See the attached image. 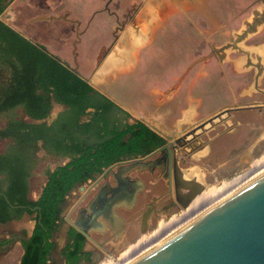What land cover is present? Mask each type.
Returning a JSON list of instances; mask_svg holds the SVG:
<instances>
[{"label":"crops","instance_id":"0c3cea01","mask_svg":"<svg viewBox=\"0 0 264 264\" xmlns=\"http://www.w3.org/2000/svg\"><path fill=\"white\" fill-rule=\"evenodd\" d=\"M50 1L47 4L48 9L42 13L24 18V22L30 24L44 20L49 28V34L45 38H39L38 34H32L29 28L18 27L13 22L14 12H19L26 5V0L10 2L6 8L8 9L6 16L13 24L8 20L6 22L33 42L44 45L46 50L64 66L75 68L95 90L126 110L129 113L128 121L132 122L142 116L159 122L168 130L187 119L193 124L214 108L215 103L213 106L208 104L200 88L211 82L217 76L215 73L217 71L212 70L207 77L200 76L195 64L189 69L188 63L192 61L191 59L210 39L217 46L222 31L244 28V23H248L252 14H264L263 0ZM208 31L210 34H206ZM201 32L203 39L197 46L195 39L199 41ZM252 50L249 49V53ZM228 54L224 51L218 53V58L222 64L224 63L227 72L228 67L225 63ZM225 55L227 60L222 59ZM228 81L233 85L231 79ZM208 87L211 88V85ZM41 91L42 89L39 90L40 93ZM48 94L51 96V111L47 121L50 122L59 111L66 109L67 105L58 102L53 97L52 90H49ZM207 95L209 98V94ZM18 109L23 110L22 107ZM87 110H92V107H88ZM22 114L23 119L32 120L26 113ZM258 115L257 112L239 110L226 120L207 123L210 135L217 131L215 137L207 140L201 133L202 129L199 133L196 132L198 136L192 139L201 147L193 151V157L203 158L207 155L213 158L222 157L221 152L229 151L236 144L235 141L247 134L246 121L255 119ZM87 118L88 114L82 115V119ZM225 126H233V129H236L235 133L217 134ZM248 144L247 142L246 145ZM43 151L46 153L44 149ZM61 158L67 160L66 156ZM157 172L141 171L140 174H135L145 182L144 191L137 194L138 198L144 199L150 195L155 197L160 193L158 190L161 188L157 179L161 172L159 171V174ZM161 182L166 184L162 179ZM117 211L121 226L115 233H132L134 218L131 215V218L127 217L126 213H129L127 210ZM23 217L25 213L21 218L11 221ZM5 223L7 222L0 224ZM162 223L163 221L158 227ZM21 231L25 233L24 228H21ZM1 233H6L4 236L1 234V238H8L9 231ZM18 235L17 239L20 240L21 236ZM144 238L134 242L117 260L123 258Z\"/></svg>","mask_w":264,"mask_h":264},{"label":"trees","instance_id":"16d2710c","mask_svg":"<svg viewBox=\"0 0 264 264\" xmlns=\"http://www.w3.org/2000/svg\"><path fill=\"white\" fill-rule=\"evenodd\" d=\"M11 1L0 0V138L6 139L0 150V223L33 214L30 234L20 239L18 264H60L50 254L70 190L117 160L148 153L164 139L141 120L128 121L126 110L6 22L1 15ZM49 90L67 105L50 122ZM23 112L32 120L23 119ZM84 114L87 119H82ZM39 148L67 160L45 168L46 179L33 198L30 177ZM71 237L73 242L62 249L66 261L61 264H78L90 253L82 249V234L71 229ZM9 240L0 238V248Z\"/></svg>","mask_w":264,"mask_h":264},{"label":"water","instance_id":"95a60500","mask_svg":"<svg viewBox=\"0 0 264 264\" xmlns=\"http://www.w3.org/2000/svg\"><path fill=\"white\" fill-rule=\"evenodd\" d=\"M263 23L262 17L249 24L242 36L256 32ZM234 43L227 42L221 47L228 48ZM253 50L256 54L259 50L264 51V43L254 46ZM246 52L249 54V49ZM73 70L76 71L75 68ZM211 118L202 121L199 126L208 123ZM139 120L164 136L167 142L147 154L109 164L93 180L90 187L102 181L100 188H106L95 195V198H107L100 207L104 211L100 215L103 219L109 220L112 216L120 219L114 207L120 204L130 207L134 204L136 194L144 186V180L131 177L130 173L154 166L156 159L148 157L158 151L165 150V154L159 156L161 161L164 156L167 157L165 177L171 196L169 206L186 207L204 190L203 183L182 175L176 156V151L180 147L184 149L188 140L197 134L198 127L194 126L180 135V131L168 130L155 120L142 116H139ZM109 174L113 178L112 183L108 179ZM104 191L110 192V195L106 196ZM98 216L97 213L92 214L89 221L103 225ZM148 216L149 211L142 216L140 233L147 229ZM77 229L92 239L90 226H77ZM127 264H264V170L205 207L186 224Z\"/></svg>","mask_w":264,"mask_h":264},{"label":"flooded vegetation","instance_id":"af4514ba","mask_svg":"<svg viewBox=\"0 0 264 264\" xmlns=\"http://www.w3.org/2000/svg\"><path fill=\"white\" fill-rule=\"evenodd\" d=\"M262 17L264 18V14H257V15L252 14L248 23L251 24L256 20L258 21ZM248 23L247 24L244 23L245 27L241 28V29L237 28V29L230 30L228 32L222 31V33H220L221 34V40L219 41L220 43L217 46L214 45L213 42H211L213 40L210 39L209 42L207 41L206 44L201 48V51L198 52V54H196L191 59L192 61H190V63H188L189 69L195 64V67L197 68V72L200 76L207 77L208 75H210V73H212V70L217 71L215 73L217 74L218 79L222 80V81L224 79L225 82L227 83V85L224 84L226 86L225 90L222 91L221 87H220L219 91L227 92V93H226V96L220 97L219 102H218V100L214 102L215 103L214 108L211 109L210 112L207 115H205L202 119H200L198 121L195 120V122L193 124H191L192 121H187L188 120L187 119L184 122H180L177 126H175L172 129L175 131H180V135H181V133L183 134V133L189 131L190 129H192V127L197 126L198 127L197 128L198 133L202 129L201 133H203V135L207 138V140H209V139L211 140L215 137V134L217 131L215 130V132L210 135L208 133V129L206 127L207 123L202 125V126H199V124L202 121L206 120L207 118H211L212 116L213 117L211 118V120L209 122H211V121L213 122L215 120L223 121V120H226V119L232 117L234 112H237L239 110L248 111L250 113H251V111H253L255 113L257 112L259 115L255 119H250V120L246 121V124L248 126V131H247V134L245 135L246 137L244 136V138L246 139L245 141H247L249 144L246 145L245 150L243 151L244 153L243 152L241 153V157H246L249 154V152H252L255 149H260V148H262L261 150L264 149V147L262 145V143L264 144V134H263V132H264V85L258 83V82H260V80L261 81L264 80V66H263V62H262L264 60V51L259 50L257 54L255 52H253V50L249 54H248V52H246V49H249V47H247V46H250L253 49V46L260 44V42L262 43L261 40L256 41V42H248L246 40L247 38L243 37L242 36L243 34H241V32L240 33L238 32V29L244 30L247 27H249ZM234 32H235V35H233ZM254 33H252L251 35H254ZM206 34H210V32L208 31ZM258 34L260 35V32ZM258 34L254 35V36H258ZM201 36L203 37V32H201L200 37ZM232 41L235 42L232 46H229L228 48H222V47L218 48V46L220 44H222V42H224V44H225L227 42H232ZM198 42H200V40ZM198 42H197V44H198ZM243 45L246 46L247 48L243 47ZM251 45H253V46H251ZM232 48H235L236 50L238 49L237 52L230 53V51H228V49H232ZM244 48H246V49H244ZM221 51H224L225 54L229 53L228 54V60L226 59V55L222 57V59L225 58L227 60L226 63H227L229 73L227 71H225L226 68H224L225 67L224 64H222V61H220L218 58V53ZM250 54L254 56L253 59H250ZM250 64L254 65V67L252 66L253 67V75H252V80L250 83L246 84L241 79V77L237 78L236 76H231L232 71H234L233 70L234 68L237 70V69L245 68L246 66H248ZM229 79H231V81L235 80V83L233 85H230L229 81H228ZM258 92L261 93V95H262L259 98L254 95ZM250 95H251V97H249ZM221 98H223V99L221 100ZM217 99H218V97H217ZM233 120H234V118H233ZM235 131H236V129H233V126H225V127H223V129L219 130V132L217 134H220L221 132L235 133ZM250 132L252 133L251 136H250ZM198 133L195 134L192 138H194V137L196 138L198 136ZM249 136H250V139H249ZM162 137H163L164 141L160 145L167 142V139L164 136H162ZM208 137H210V138H208ZM192 138H190L187 143H189L188 146H191L193 148L192 151H194L196 148L201 147V146H199L200 144L196 145V142H194L193 141L194 139H192ZM159 146H157V147H159ZM154 149H152L151 151H153ZM182 150L185 152V150L182 147H180V150L176 151L177 162H178L179 166H180V162L183 160L179 159L180 155H178V153H179V151L183 152ZM151 151H149V152H151ZM162 154H165V150L161 151V152L158 151L156 153L151 154L148 158L149 159H156L154 161V166L151 165V167H149L148 169H146L144 171L152 173L154 170H157L158 174H159V171L161 172V174L159 176L161 177L160 179L164 180L166 183L165 187H166L167 191H165V194H167V195L169 194V198L166 201L161 202L159 204H156L154 201H152V198L148 202L145 201L143 208L139 213V225H138L139 229H140V226L142 223V216L144 215V213H146V211L147 212L149 211V216H151L153 214H158V216H160L161 213L167 211L170 207L177 206V205L169 206V204H168V203H171V196H170V192H169L168 181H167V178L165 177L166 169H167L166 168L167 167V165H166L167 164V161H166L167 157L164 156V159L161 161L159 156ZM157 159H159V162L157 161ZM157 162H158V165H156ZM130 176L135 177L136 175L130 173ZM95 178L91 179V183L93 182V180ZM108 178H110V181L112 183L113 178L110 174L108 175ZM88 180H90V179H88ZM91 183L87 184L85 181L83 183L77 184L78 191H79L77 196L70 197L71 191L75 186L66 195V200L64 203L65 206H64L63 211L61 213V217L58 220L57 230L54 232V236H53V239L56 243V246L51 251V254H50L51 258L53 260H55L57 263L61 264V263H64L66 261L65 255L62 253V249L64 248V246L66 244L72 243L74 240V238L71 237V229H73L74 232H78V233L82 234L77 229V226H81V227L90 226L89 232L92 236V239H88L84 234H82L85 237L84 245H83L82 249L84 251H89L90 253L88 256H82L79 259L78 263H80V262L90 263L91 261L96 260L98 257L102 256L103 254L109 255V253L113 252L114 249H116L118 247V244L122 242V240H123L122 237L127 234V233H115L116 230H120V226H121L120 223L121 222L119 221V219H115L112 216V218L108 220V219H103L100 216L101 213L104 212L103 210L101 211L100 207H102L101 205L103 204V201L107 198L106 197L105 198H103V197L95 198L96 197L95 195H96V193H99L100 190L102 191V190H105L106 188L105 187H103L102 189L100 188V184L103 183L102 181H100L98 185H95L93 187H90ZM105 192H106V196L110 195V192L104 191V193ZM137 194H136V200L131 207L135 206V204L137 203V200H138ZM159 194H157V196H160ZM69 199L71 202L69 201ZM118 206L124 208L127 211L128 210L130 211V208H131L125 204H120ZM114 209L118 213L117 206H115ZM94 213L99 214V216H98L99 220H101L104 223L103 225L98 224V223H92L89 221L90 216ZM161 219H162V216L160 217V220ZM62 226H64L63 229H62ZM61 230L63 233L62 234L63 240H62V243L59 245L58 237H59ZM140 235H141V233H140ZM20 236H21L20 239L22 237H24V233H21ZM88 241H90V243H91L90 248L85 247V244ZM129 255H130V253H129Z\"/></svg>","mask_w":264,"mask_h":264},{"label":"rangeland","instance_id":"374dc122","mask_svg":"<svg viewBox=\"0 0 264 264\" xmlns=\"http://www.w3.org/2000/svg\"><path fill=\"white\" fill-rule=\"evenodd\" d=\"M27 3L20 9L19 12H14V23L19 27L22 26L23 28L30 29V32L32 34H35L39 36V38H45L49 34V28L47 27L46 23L44 20L36 21L33 24H30V22H24V18L27 16H33L37 13H42V11H45V9H48V5L51 1L50 0H26ZM57 3V1H56ZM6 11L3 12L1 17L6 21H11V19L6 16ZM11 21V23L13 24ZM14 24V25H15ZM238 32L241 34L243 33V30H239ZM257 32V33H256ZM254 33V35L258 34L260 32V35L254 36V35H249L246 36V40L248 42H256V41H262L264 43V23L260 24V28ZM235 35V32L233 33ZM199 40H202V36L199 37ZM196 45L198 40H195ZM241 43V42H240ZM222 44L218 46L220 48ZM261 44V42H260ZM243 47H246L243 45ZM247 48V47H246ZM244 48V49H246ZM250 49V48H249ZM238 50V49H237ZM235 48L228 49L230 53L237 52ZM254 56L250 54V59H253ZM224 62V61H223ZM263 66H264V60ZM224 64V63H223ZM227 65V63H225ZM254 65L250 64L246 66L245 68L241 69H233L231 76H236L237 78L241 77V79L247 84L250 83L252 80V75H253V67ZM234 72V73H233ZM222 82V84L220 83ZM233 84L235 83V80H232ZM239 83V82H238ZM262 85H264V80H260L258 82ZM227 83L225 80H219L218 77H214L211 82L208 84L203 85L200 90L202 94L206 97V101L208 104L213 106L214 102L218 100L220 101V97L226 96L227 92H221L219 91V88L221 87V90L224 91ZM240 84V83H239ZM238 84V85H239ZM208 85H211V88L208 87ZM259 85V84H258ZM211 89V91H210ZM132 91V90H131ZM210 91V93H209ZM209 94V98L207 97ZM256 97H261V93H256L254 94ZM218 97V99H217ZM251 97V95L249 96ZM223 98H221L222 100ZM256 123V122H255ZM4 124V118L0 117V126ZM252 129V128H251ZM240 130V128H239ZM250 132V136H251ZM249 136V139H250ZM243 138H239L234 145L229 151L226 152H221L222 157L220 158H213L209 157L208 155L203 158H194L193 157V151L192 147L188 146V144H185L184 150L185 152H180L178 155H180V160L182 159L183 161L180 162V171L182 172V175L186 178H192L195 181H198L200 183H203L205 185V191H207L205 197L199 201V203L196 205V207L190 212L194 213L199 210L200 207H202L205 202H207L209 199L214 197L215 195H218L222 190L225 191L224 189L231 188L232 185L233 187H236L240 185L242 182L246 181L247 179L253 177L257 173H259L263 168H264V149H255L252 152H249V154L246 157H241V153L245 150L247 141H243ZM240 141H243L240 143ZM6 142V139L0 138V150L4 147ZM263 147L264 144L262 143ZM244 153V152H243ZM252 153V154H251ZM229 154V155H228ZM37 155L39 156V159L36 163V165L33 168V173L30 177V184H31V196L32 197H37L39 190L41 188V185L43 184V181L46 178L45 175V168L46 167H54L56 164L62 162L65 160V158H58L53 155H47L44 153L42 148H39L37 151ZM191 155V156H190ZM141 172H138L137 170L132 171L131 174H140ZM138 177V176H135ZM158 185H160V188L158 191L160 192V196H155L150 195L147 196L144 199L138 198L137 203L135 206L130 208L129 213L127 214V217L129 218H134V224L132 227V233H127L123 241L118 244V247L114 249L113 252H110L109 255L103 254L102 256L98 257L96 260L91 261L90 263H78V264H122L124 259L128 256L129 259L139 250L142 249L145 245V243H149L152 240L151 239H156V237H160L167 228L174 227L175 224L177 225L181 220L187 218L190 213L184 212L186 208L181 207V206H175V207H170L167 211L161 213L160 216L158 214H153L148 217V225L146 232L144 233V236L140 235V229L138 227L139 225V213L143 208V205L145 201H149L152 198V201H154L156 204H159L161 202L166 201L169 198V194H165V191H167L166 187L164 184L161 182V177L158 176ZM110 179V178H108ZM148 180V179H145ZM86 183H91V179L87 180ZM238 183V185H237ZM235 184V185H234ZM145 186V182H144ZM144 186L143 188L138 192V194L142 191H144ZM166 189V190H165ZM79 193L77 185L72 189L71 195L72 196H77ZM202 193V192H201ZM201 198V197H200ZM199 199V198H198ZM197 199V200H198ZM70 201V199H69ZM71 202V201H70ZM117 210H125L124 208L117 206ZM184 212V213H183ZM129 214V215H128ZM164 214V215H163ZM131 215V217H130ZM162 216V219L160 220V217ZM162 225L158 227L159 223L162 222ZM165 221V222H164ZM34 224V218L32 214H27L25 213V217H23L20 220L17 221H9L5 224H0V238L1 234L4 236L6 233H1L2 231H9L8 238L10 239L8 243L4 244L3 248L0 249V264H18V260L20 258V255L22 253L23 247L19 239H17L18 234H21V228L25 229V233L28 234L30 232L32 226ZM24 225V227L22 226ZM158 229L153 232L156 228ZM64 226H62V229ZM162 232V233H161ZM62 230L60 231L59 237H58V243L59 245L62 243ZM148 234L146 237L145 235ZM97 235V234H96ZM141 241H139L133 248H131L124 256L123 258L117 260L120 255L129 249L134 242L139 240L140 238H143ZM91 243L90 241L86 242L85 247L90 248ZM143 246V247H142ZM130 253V255H129ZM107 261V262H104Z\"/></svg>","mask_w":264,"mask_h":264},{"label":"bare ground","instance_id":"6f19581e","mask_svg":"<svg viewBox=\"0 0 264 264\" xmlns=\"http://www.w3.org/2000/svg\"><path fill=\"white\" fill-rule=\"evenodd\" d=\"M262 170H264V168ZM237 185H238V183H237ZM236 187H233V185H232L231 188L224 189L225 191L222 190L218 195H215L214 197H212L211 199H209L207 202H205V204L202 207H200L197 212L190 213L196 207V205L198 204V202L205 197V195H206V193H207L208 190L204 193V191H205V187H204V190L202 191V193H200L198 196H196L194 198V200L191 201L190 204H188L186 207H184V208H186V210L184 212H186V214L187 213H190L187 218L181 220L177 225L175 224L174 227L167 228L166 231L160 237H158V238L156 237V239H154V240L151 239L152 241L149 242V243H147V244L145 243L144 247L142 246L143 248L142 249H139L130 259H129L130 256L126 257L124 259V261H123L122 264H127L128 262L132 261L134 258H136L137 256H139L140 254H142L145 251H147L148 249H150L156 243H158L159 241H161L162 239H164L165 237H167L168 235H170L172 232H174L176 229H178L179 227L183 226L188 221H190L194 216H196L199 212H201L205 207H207L208 205L214 203L216 200L224 197L227 193H229L232 189H234ZM145 232L146 231H144L143 233H141V236H144V233Z\"/></svg>","mask_w":264,"mask_h":264}]
</instances>
